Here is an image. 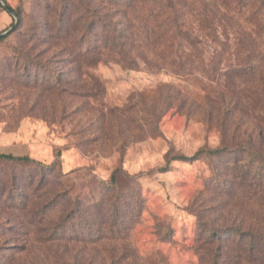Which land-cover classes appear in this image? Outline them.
<instances>
[{
    "label": "rangeland",
    "instance_id": "1",
    "mask_svg": "<svg viewBox=\"0 0 264 264\" xmlns=\"http://www.w3.org/2000/svg\"><path fill=\"white\" fill-rule=\"evenodd\" d=\"M3 1L0 264H264V7Z\"/></svg>",
    "mask_w": 264,
    "mask_h": 264
},
{
    "label": "trees",
    "instance_id": "2",
    "mask_svg": "<svg viewBox=\"0 0 264 264\" xmlns=\"http://www.w3.org/2000/svg\"><path fill=\"white\" fill-rule=\"evenodd\" d=\"M158 6L160 5L159 9H161V11L163 10V8H165V6H167V2L169 3V0H166V4L165 2H163L164 0H153ZM252 1H255V2H258L259 4H261L262 7H264V0H252ZM157 6V7H158ZM0 7L2 9H4V7L0 4ZM5 10V9H4ZM13 10V9H12ZM14 13L16 14L18 20H21L20 19V16L17 12L14 11ZM158 16V12H156V15H155V18H157ZM195 17V16H193ZM96 27H94L93 25H88L86 27V35L87 36H90L92 34V32L95 30ZM164 27H162L161 24H158L156 25V23H153V25H151L150 27L148 26V32H150V34H152V36L154 34L156 35H161V31L163 32V29ZM16 29V28H15ZM71 30L69 27H66L65 29V32H64V35L68 36L70 34ZM108 37L107 35H104V37H107V39H113L114 42L117 44L121 41L122 37L124 38V32L123 30H118V29H114L113 31H109L108 33ZM86 36V37H87ZM4 38H0V42L3 41ZM97 50V46H96V43L92 42L90 44V46L86 49V57L88 58V64L89 65H94L97 60H98V57H95L94 55V51ZM240 68V67H239ZM238 68L237 71H240V69ZM201 154V152H198L196 153L193 157L191 158H187V157H183V156H180L178 158H176L177 160H180V161H192V160H196V158ZM0 159H4V160H14V161H21V162H28L29 159L27 157H13L12 155H5V154H0ZM115 184V175L112 174L111 178H110V185L109 186H113ZM86 226V225H85ZM88 228V227H87ZM62 230V229H61ZM89 230V228H88ZM60 231L58 230H51L50 231V235H49V238L50 237H53L55 234H58ZM215 236V235H213ZM218 237V236H217ZM215 237V238H217Z\"/></svg>",
    "mask_w": 264,
    "mask_h": 264
},
{
    "label": "water",
    "instance_id": "3",
    "mask_svg": "<svg viewBox=\"0 0 264 264\" xmlns=\"http://www.w3.org/2000/svg\"><path fill=\"white\" fill-rule=\"evenodd\" d=\"M0 4H1V5L4 7V9H5L10 15H12V16L14 17V19H15V23H14V25H12V27H10L7 31H5V32H3V33L0 34V38H2V37L8 35L9 33H11L12 31L15 30V28H16V26H17L18 18H17V16H16V14L14 13V11H13L10 7H8V6L4 3L3 0H0Z\"/></svg>",
    "mask_w": 264,
    "mask_h": 264
}]
</instances>
